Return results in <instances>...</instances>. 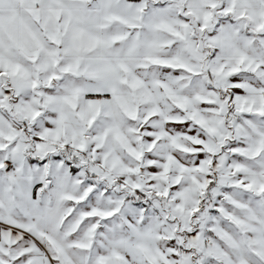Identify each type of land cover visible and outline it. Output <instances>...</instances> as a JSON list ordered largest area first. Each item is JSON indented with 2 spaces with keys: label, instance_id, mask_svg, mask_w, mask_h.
Instances as JSON below:
<instances>
[{
  "label": "snow or ice",
  "instance_id": "snow-or-ice-1",
  "mask_svg": "<svg viewBox=\"0 0 264 264\" xmlns=\"http://www.w3.org/2000/svg\"><path fill=\"white\" fill-rule=\"evenodd\" d=\"M0 264H264V0H0Z\"/></svg>",
  "mask_w": 264,
  "mask_h": 264
}]
</instances>
